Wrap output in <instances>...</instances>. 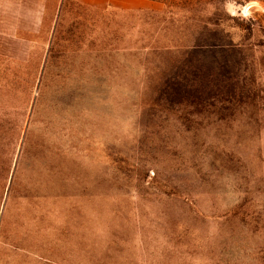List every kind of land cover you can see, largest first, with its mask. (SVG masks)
I'll list each match as a JSON object with an SVG mask.
<instances>
[{"label": "rangeland", "instance_id": "1", "mask_svg": "<svg viewBox=\"0 0 264 264\" xmlns=\"http://www.w3.org/2000/svg\"><path fill=\"white\" fill-rule=\"evenodd\" d=\"M228 2L0 0V264H264V13Z\"/></svg>", "mask_w": 264, "mask_h": 264}, {"label": "clouds", "instance_id": "2", "mask_svg": "<svg viewBox=\"0 0 264 264\" xmlns=\"http://www.w3.org/2000/svg\"><path fill=\"white\" fill-rule=\"evenodd\" d=\"M225 8L229 15H239L241 18L247 20L253 16V9L256 12L264 13V0H247L242 5L236 4L234 0H231V2L226 3Z\"/></svg>", "mask_w": 264, "mask_h": 264}]
</instances>
